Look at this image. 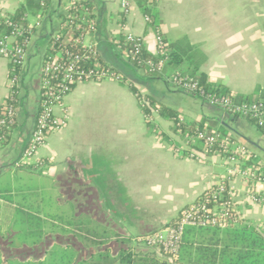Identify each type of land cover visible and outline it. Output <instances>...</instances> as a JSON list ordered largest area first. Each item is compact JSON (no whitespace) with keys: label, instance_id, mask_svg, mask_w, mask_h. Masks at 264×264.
<instances>
[{"label":"crops","instance_id":"obj_1","mask_svg":"<svg viewBox=\"0 0 264 264\" xmlns=\"http://www.w3.org/2000/svg\"><path fill=\"white\" fill-rule=\"evenodd\" d=\"M31 1L39 0H0V9L14 13ZM90 1L98 29L86 40L98 49L105 63L125 68L126 56L118 41L128 32L144 36L145 48L154 55L158 53L157 32L136 4L132 13L124 16L121 0ZM64 2L57 0L54 4L50 0L44 16L28 14L31 23L40 24L30 36L20 71L17 124L9 143L0 148V178L9 175L12 179V188L0 191V204L20 206L16 201L18 190L29 186L25 182L18 189V173L23 181L45 175L46 187L39 185L36 192L44 189L58 194L60 208L70 209L66 215L77 217L79 239L101 241L105 236L107 243L96 249L115 256L122 248L115 233L134 241L137 236L160 229L206 189L226 179L234 189L235 207L241 218L264 233V208L252 201L248 183L239 176L229 177L228 167L217 154L206 156L198 147V158L190 157L188 150L185 154L179 152L184 139L173 132L171 120L154 112L155 131L165 132L178 146L158 136L148 126L147 116L128 83L136 85L143 95L164 100L188 120L230 134L261 164L264 132L248 118L194 97L167 83L165 77L137 73L139 76H128L126 84L115 79L79 83L65 101L70 115L67 125L49 135L29 164L14 167L35 128L43 56L60 30ZM156 9L168 50L183 56L181 66L168 69V74L173 70L190 74L198 69L210 81L228 87L235 97L255 96L264 87V0H158ZM10 71L9 62L0 57V105L8 95ZM256 188L264 190V185ZM7 225L0 227V264H37L47 259L55 246L54 239L69 240L59 234L45 236L43 241L53 245L45 247L44 256L39 258L43 241L16 244L22 234L16 229V219L8 218ZM113 264L122 262L116 260Z\"/></svg>","mask_w":264,"mask_h":264},{"label":"built area","instance_id":"obj_2","mask_svg":"<svg viewBox=\"0 0 264 264\" xmlns=\"http://www.w3.org/2000/svg\"><path fill=\"white\" fill-rule=\"evenodd\" d=\"M46 1L42 0V5ZM66 1L63 13L65 20L61 21L60 30L66 28L68 33L61 34L59 30L44 53L35 128L22 158L14 163L15 168L29 164V159L36 154L49 135L67 125L70 115L65 101L76 85L107 79L120 81L124 77L122 73H116L112 66L103 62L98 49L93 43L87 42L86 37L98 29L96 20H88L83 14L89 12L87 4L82 0ZM135 4L136 0H121L122 14H131ZM25 20H28V14L21 20H14L10 13L0 9V57L9 62L13 71L9 75L8 95L0 108V148L9 143L17 124L18 107L14 102L21 76L15 70L24 66L30 36L40 24L31 23L29 20L25 23ZM146 20L152 21L148 16ZM124 41L129 44V49L125 51L128 62H138L151 72L164 74L169 56L164 49V39L161 35L157 34L156 56H160L157 60L138 59L139 53L145 48L144 36L128 32ZM118 43L120 44V40ZM167 80L187 93L198 92L199 82L193 77L183 75L182 72H174ZM199 94L206 102L229 114L251 119L259 127L264 126V97L238 102L231 95L206 93L204 90ZM139 101L141 107L146 104L142 98H139ZM57 109L60 113H57ZM147 119L153 122L152 116H147ZM183 120L185 119H180ZM172 122L175 125L174 121ZM183 141L184 150H188L192 158H198L200 155L196 148L199 143L202 146L201 152L206 156L219 155L228 167L229 177L243 178L250 187L249 195L252 201L264 208V190L256 188L258 184L264 185V171L258 166L246 164L253 156L247 146L219 130H199L195 135L185 136ZM183 148H180L179 152H183ZM40 165L41 162L38 161L37 166ZM241 220L235 207L233 187L228 180L220 179L182 210L175 225L149 235L144 240L149 246L173 257L179 254L188 228L215 227L224 230L233 224H240Z\"/></svg>","mask_w":264,"mask_h":264},{"label":"trees","instance_id":"obj_3","mask_svg":"<svg viewBox=\"0 0 264 264\" xmlns=\"http://www.w3.org/2000/svg\"><path fill=\"white\" fill-rule=\"evenodd\" d=\"M158 0H136V5L142 10L145 16L152 19L148 22L157 32V34L162 35L160 31L161 18L156 9V2ZM87 4L89 12L85 14L88 20L95 18L94 4L90 0H84ZM50 0H47L44 5H42V0L35 2H27L22 4L14 13H10L14 20H21L30 12L40 14L44 16L49 7ZM62 22H64L65 17L61 15ZM28 23V20H25ZM68 30L62 28L60 30L61 34H67ZM164 39V38H163ZM164 49L169 56V59L164 68V74H158L149 71L146 66H142L138 62L126 61L125 68L123 70L114 68L116 73H122L123 78L120 80L121 83L126 84L127 77L130 75L144 76V77H162L166 79L171 76L168 74V69H175L180 67L183 63V56L175 51L168 50L166 46V41L164 39ZM120 49L123 53L129 49V44L124 41V38L120 39ZM160 56H156L150 53L146 48H143L138 55V59H155L157 60ZM102 59V58H101ZM103 62H105L102 59ZM21 68H17L15 72L20 74ZM13 72L12 70L10 71ZM139 75H138V74ZM185 76L193 77L199 82L198 92L190 95L201 98L200 91L204 90L206 93L212 94H223L231 95L235 101H252L260 97H264V87L259 88L255 96H233L230 89L223 84L212 82L208 79L207 75L203 71L194 69L190 74L183 73ZM132 91L137 95L138 99L142 98L146 101L142 109L146 116H152L154 112H157L163 118L174 121L175 125L173 132L185 139L187 135H195L199 130H210L207 129L202 122L195 120H188L182 116L177 110L161 102L159 99L152 95H143L140 93L138 87L133 83H128ZM16 101L14 105L18 107L19 97L18 93L15 94ZM2 104L0 108H2ZM181 118L185 120L180 121ZM251 120V119H249ZM254 124L255 122L251 120ZM178 122L180 124L178 125ZM148 126L155 131V124L148 120ZM257 128L264 132V126L259 127L255 124ZM158 136L163 137L173 146H178L171 138L165 133L160 131H155ZM227 134L225 131H221ZM196 147L201 148L199 143ZM184 154L187 150L183 151ZM41 162V160H40ZM247 165H254L260 167L264 171V164H261L256 157L253 155L247 162ZM37 166V164H35ZM24 166V165H22ZM21 166V167H22ZM38 167V166H37ZM189 205V204H188ZM186 205V206H188ZM185 206V207H186ZM184 207V208H185ZM43 206L39 205V208L31 213L28 218L24 219L25 222V234L37 236L36 242L40 244L45 236L52 235H62L64 237H69L66 242L62 240L54 239L55 246L52 250H49L48 258H51L54 262H49V264H113L116 260H120L122 264H264V233L256 226L241 220L242 222L238 225H231L224 230L215 227L209 228H188L185 232L184 243L181 250L177 256H168L163 252L159 251L157 248H137L136 243L145 242V238L149 235H153L156 232L167 228L168 226L175 225L182 212L175 218H172L165 226L157 229L151 233L140 235L134 238V241L125 238H120L119 233H115V237L122 244V248L119 253L115 256H111L107 251H101L96 249L99 244L105 245L107 242L104 237H101V241H96L86 238L85 240L79 239L77 233V217L75 215H66L64 213H47L44 214L42 210ZM23 213H26V209H22ZM43 213V214H42ZM43 215V217H41ZM107 235V234H106ZM110 236H108L109 238ZM196 243V246H193ZM54 251V249H56ZM89 250V251H88ZM108 250V249H107ZM46 260H39L37 264H45ZM30 264V263H22ZM48 264V263H47Z\"/></svg>","mask_w":264,"mask_h":264},{"label":"rangeland","instance_id":"obj_4","mask_svg":"<svg viewBox=\"0 0 264 264\" xmlns=\"http://www.w3.org/2000/svg\"><path fill=\"white\" fill-rule=\"evenodd\" d=\"M53 3L55 4L57 0H52ZM66 3V2H64ZM33 20H35V16L32 17ZM163 97V96H160ZM164 99V98H163ZM161 102H163L164 104L168 105L164 100L160 99ZM21 176L18 173L17 178L15 179L17 185L19 186L18 189L21 187L20 185L24 186L25 182L28 184L29 187H21L23 189H19V196L16 198V201H18V203H20V206H18V208L10 206L9 204H0V227L1 228H6L7 225V220L8 218L10 219V217H14L16 219V229L17 231H21V237L18 238V240L16 241V244H34V241L37 239L36 235H29V234H25L23 231H25V222L24 219L28 218V216L33 213L34 211H36V209L39 208L40 206H43L42 208V212L44 214L47 213H64V214H68V211H71L70 209H65V208H60V206L58 205V201H57V195L56 193H52V192H47L46 190L42 189L40 190V192H36V190L39 188L38 186L41 185L42 187H46V178L45 175H41L40 178L36 179V180H27V181H23L20 178ZM11 177L9 175H4L2 178H0V191L1 190H9L12 187V183H11ZM38 187V188H37ZM53 207V208H52ZM22 209H26V213H23ZM42 213V214H43ZM41 217H43V215H41ZM53 245V242L48 241L45 242L43 241V245L39 246L38 249V257H43L44 253H45V247H51ZM150 247L147 243L144 242H140L137 245V248H148ZM56 249H54V251H56ZM46 263L45 264H49V262H54L51 260V258H48V260L46 259ZM35 264V263H32Z\"/></svg>","mask_w":264,"mask_h":264}]
</instances>
